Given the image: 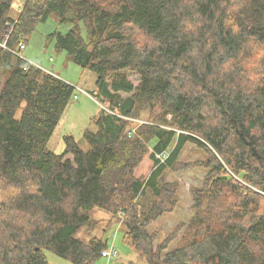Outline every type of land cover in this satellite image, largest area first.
I'll return each mask as SVG.
<instances>
[{
    "label": "trees",
    "instance_id": "1",
    "mask_svg": "<svg viewBox=\"0 0 264 264\" xmlns=\"http://www.w3.org/2000/svg\"><path fill=\"white\" fill-rule=\"evenodd\" d=\"M13 2L0 0V264H47L43 250L96 263L108 241L73 237L93 206L122 211L121 242L145 264H264V0H23L12 18ZM47 19L71 25L48 38L108 104L85 151L72 135L44 149L74 87L5 48ZM187 143L206 158L182 162ZM198 166L191 217L159 240L148 226L180 202L169 176Z\"/></svg>",
    "mask_w": 264,
    "mask_h": 264
},
{
    "label": "rangeland",
    "instance_id": "2",
    "mask_svg": "<svg viewBox=\"0 0 264 264\" xmlns=\"http://www.w3.org/2000/svg\"><path fill=\"white\" fill-rule=\"evenodd\" d=\"M22 3L23 0H14L8 12L9 17L14 18L17 16ZM37 25L36 29L26 38L27 43L25 46L27 48H20L17 50V46L13 48L16 51L11 53L21 56L22 58H25L24 55L31 56V60L25 58L26 61L28 60L26 67L32 65L41 69L43 72L59 77L71 84L74 87V93L78 96L77 99L72 97L70 102L67 103L68 105L56 125L55 130H53V134L44 146V149L54 153H60L64 148L63 137L65 135H72L77 141L79 148L85 151L89 148V144L82 136V133L86 129H97L96 121L98 117L101 116L102 110H108V104L106 102L101 103L97 101L89 94L95 87V74L89 70L82 72L80 66L69 59L64 51L55 50L54 40L48 38L49 34L55 30L61 33L67 32L71 25L64 23L57 24L53 19H47ZM51 64H56V67H50ZM10 71L11 69L9 66L0 62V88L6 78L9 77ZM128 77L134 84H137V75L129 73ZM80 90H83L85 93H82ZM19 114L18 112V116ZM71 156V154H67L65 157L72 159ZM206 156L207 154L203 148L187 143L179 159L182 162L199 161L204 160ZM152 165V161L146 155L142 163L136 169V175L142 178L145 177L151 170ZM204 174L205 169L198 166L182 169L169 176V179L176 180L179 183L180 202L176 205L174 211L162 214L148 226L149 231L157 230L159 232V240L166 236L177 223L188 222L192 215V209L190 208V187L200 185L202 180L201 177H203ZM87 211L90 218L94 219V221L96 220L95 226L91 228L81 226L74 233L73 237L83 242H88L93 236L100 237L110 242L107 246L111 245L113 249L117 250L112 257L106 258L101 255L94 264L146 263V259L141 253L127 248V246L121 242V236L125 231V226L123 219L117 214L120 210L116 212V216L111 215L108 211L97 206H93ZM176 243L177 239L169 248L175 246ZM43 252L46 256L47 264H74L69 261V259L62 258L50 250H43Z\"/></svg>",
    "mask_w": 264,
    "mask_h": 264
},
{
    "label": "built area",
    "instance_id": "3",
    "mask_svg": "<svg viewBox=\"0 0 264 264\" xmlns=\"http://www.w3.org/2000/svg\"><path fill=\"white\" fill-rule=\"evenodd\" d=\"M25 45L24 43H19L18 44V49L20 48H25ZM5 47V46H4ZM7 49V51L9 50L10 52H13V51H16L14 49H11V48H8V47H5ZM81 91V90H80ZM82 93H85L84 91H81ZM73 98L74 99H77L78 96L76 94L73 95ZM137 122H141V120H136ZM168 156V151H163V152H160V153H155V158L158 159L160 162H163ZM117 214L123 219V213L122 211H118ZM115 248V247H114ZM116 249H113V247L110 246H107L105 249L102 250L101 252V255L104 256V257H112L113 255H115V253L117 252V250L115 251Z\"/></svg>",
    "mask_w": 264,
    "mask_h": 264
},
{
    "label": "crops",
    "instance_id": "4",
    "mask_svg": "<svg viewBox=\"0 0 264 264\" xmlns=\"http://www.w3.org/2000/svg\"><path fill=\"white\" fill-rule=\"evenodd\" d=\"M26 48H27V47H25V49H26ZM23 55H24V54H23ZM24 57H25L26 59H30V60H31V56H29V55H24ZM25 58H24V59H25ZM27 61H28V60H27ZM35 61H36V60H35ZM35 61H34V62H35ZM53 62H54V60H53ZM47 66H48V65H47ZM50 67H52V68H53V67H56V64H55V65L51 64ZM108 243H109V242H108Z\"/></svg>",
    "mask_w": 264,
    "mask_h": 264
}]
</instances>
